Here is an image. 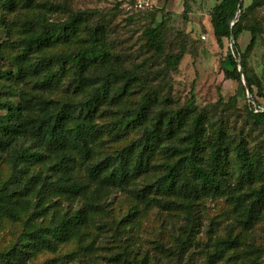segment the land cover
Segmentation results:
<instances>
[{"label": "trees", "instance_id": "16d2710c", "mask_svg": "<svg viewBox=\"0 0 264 264\" xmlns=\"http://www.w3.org/2000/svg\"><path fill=\"white\" fill-rule=\"evenodd\" d=\"M131 1L119 2V8ZM46 6L39 0H0V163L8 170L0 181V220L24 218L14 243L0 252V263L27 264L78 240L98 225L109 194L120 190L137 204L156 205L187 221L196 218L204 201L223 200L244 231L229 230L216 239L207 264L228 249L249 256L250 264H264V249L250 235L264 211V161L252 157L241 141L228 139L221 126L208 134L207 114L175 109L160 84L149 88L157 74L127 64L109 40L107 24L92 21L96 12L63 9L64 18L55 20ZM252 8H245L244 0H220L210 26L219 47L228 39L235 49L225 78L242 86L243 77V87L250 94L255 88L264 103L263 86L246 70L262 33L258 23L246 22ZM156 9L125 14L132 22ZM243 32L250 41L241 53L236 41ZM142 37L145 47L163 58L164 70L174 72L185 49L165 53L163 23ZM248 115L264 129V111L252 108ZM109 142L124 143L109 152L103 149ZM39 164L47 168L35 170ZM77 165L85 183L75 179ZM146 177L148 182L140 183ZM50 194L77 208L60 206L53 219L31 224L39 213H54ZM112 258L154 264L147 257L137 262L116 253Z\"/></svg>", "mask_w": 264, "mask_h": 264}, {"label": "rangeland", "instance_id": "374dc122", "mask_svg": "<svg viewBox=\"0 0 264 264\" xmlns=\"http://www.w3.org/2000/svg\"><path fill=\"white\" fill-rule=\"evenodd\" d=\"M122 1L126 2L39 0L47 5L51 19L55 20L64 18L63 9L96 12L92 21L107 24L109 40L127 64L145 67L157 74L149 88L160 84L159 91L170 99L175 109L188 107L195 113L207 114L208 134H213L221 126L228 139L235 143L241 141L252 157L264 161V129L254 124L248 115L252 108L264 111V103L255 88L250 94L243 87V77L242 86L236 80L225 78L223 69H231L228 57L236 58L235 49L228 39L223 40L219 47L211 35L210 15L220 0H157L156 12L132 22L127 20L124 9L119 8ZM250 6L253 8L246 22L258 23L262 33L246 59V70L258 79L263 86L261 94H264V0H244V7ZM161 22L165 53H175L182 47L185 49V55L174 72L165 71L163 58L156 57L144 45L143 31ZM202 35H205V40L201 39ZM249 41L250 34L243 32L236 41L241 53ZM123 143L109 142L103 149L111 152ZM33 168L44 171L47 166L39 164ZM7 171L6 164L0 163V181ZM75 179L86 182L78 165ZM149 179H141L140 183ZM47 199L55 203L54 213L49 211L46 216L39 213L31 218V224L53 219L60 206L67 210L77 208L76 203L69 204V199L54 194L48 195ZM197 209L200 213L196 218L187 221L156 205L137 204L129 192L116 190L107 197L105 214H100L101 220L96 227L90 226L78 240L59 247L54 253H41L27 264H126L113 260L116 253L122 259L128 257L137 262L147 257L154 264H207L208 255L217 248L216 239L224 237L229 230L233 235L244 230L234 222L232 207L221 199L206 200ZM261 216L250 235L254 245L264 249V211ZM24 217L28 220L29 215ZM23 219L16 223L0 220V252L8 250L14 243L23 229ZM243 242L251 243L246 238ZM228 250L223 258H213L212 264H250L249 256L236 249ZM261 262L264 263V257Z\"/></svg>", "mask_w": 264, "mask_h": 264}, {"label": "built area", "instance_id": "2783aa9c", "mask_svg": "<svg viewBox=\"0 0 264 264\" xmlns=\"http://www.w3.org/2000/svg\"><path fill=\"white\" fill-rule=\"evenodd\" d=\"M157 0H135L132 3L124 5V11L127 14L132 12H146L151 11L156 7ZM202 40H205V35L201 36Z\"/></svg>", "mask_w": 264, "mask_h": 264}, {"label": "crops", "instance_id": "0c3cea01", "mask_svg": "<svg viewBox=\"0 0 264 264\" xmlns=\"http://www.w3.org/2000/svg\"><path fill=\"white\" fill-rule=\"evenodd\" d=\"M211 35H212V30H211Z\"/></svg>", "mask_w": 264, "mask_h": 264}]
</instances>
